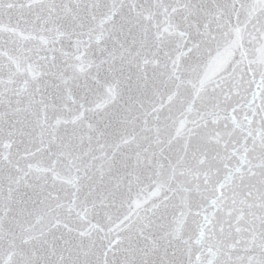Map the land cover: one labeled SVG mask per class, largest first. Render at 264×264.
Segmentation results:
<instances>
[{"label":"snow or ice","instance_id":"6c2138e0","mask_svg":"<svg viewBox=\"0 0 264 264\" xmlns=\"http://www.w3.org/2000/svg\"><path fill=\"white\" fill-rule=\"evenodd\" d=\"M0 264H264V0H0Z\"/></svg>","mask_w":264,"mask_h":264}]
</instances>
